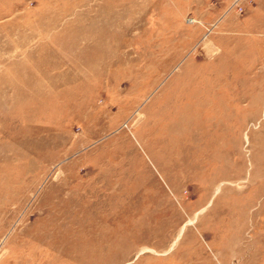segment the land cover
<instances>
[{"label": "rangeland", "instance_id": "374dc122", "mask_svg": "<svg viewBox=\"0 0 264 264\" xmlns=\"http://www.w3.org/2000/svg\"><path fill=\"white\" fill-rule=\"evenodd\" d=\"M0 264H264V0H0Z\"/></svg>", "mask_w": 264, "mask_h": 264}, {"label": "bare ground", "instance_id": "6f19581e", "mask_svg": "<svg viewBox=\"0 0 264 264\" xmlns=\"http://www.w3.org/2000/svg\"><path fill=\"white\" fill-rule=\"evenodd\" d=\"M193 223H194V222H193V220H192V221L187 222L186 225H192ZM144 251H147V250H143L142 252H144Z\"/></svg>", "mask_w": 264, "mask_h": 264}]
</instances>
